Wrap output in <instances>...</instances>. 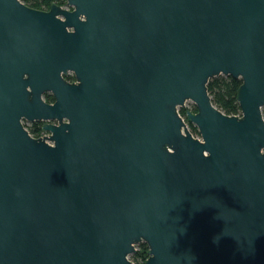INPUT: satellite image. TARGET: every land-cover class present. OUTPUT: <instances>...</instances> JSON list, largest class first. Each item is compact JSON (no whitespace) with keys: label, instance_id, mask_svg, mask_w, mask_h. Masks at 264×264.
Segmentation results:
<instances>
[{"label":"water","instance_id":"obj_1","mask_svg":"<svg viewBox=\"0 0 264 264\" xmlns=\"http://www.w3.org/2000/svg\"><path fill=\"white\" fill-rule=\"evenodd\" d=\"M67 2L0 0V264H264V0Z\"/></svg>","mask_w":264,"mask_h":264},{"label":"trees","instance_id":"obj_2","mask_svg":"<svg viewBox=\"0 0 264 264\" xmlns=\"http://www.w3.org/2000/svg\"><path fill=\"white\" fill-rule=\"evenodd\" d=\"M39 1V0H32ZM48 0H45V2ZM50 1V0H49ZM64 1V0H57ZM241 83L240 78H233L230 75H216L209 78L207 82V91L210 95L212 103L226 114H239L240 108L236 101V93L239 84ZM188 109L180 106L178 108L179 113L186 120V111ZM196 107L194 104L191 105V111H195ZM264 117V113H262ZM189 130L193 133H198L196 127L188 120H186ZM147 245L145 242L137 244V249L134 253H131L129 258L135 264H142L147 257Z\"/></svg>","mask_w":264,"mask_h":264},{"label":"flooded vegetation","instance_id":"obj_3","mask_svg":"<svg viewBox=\"0 0 264 264\" xmlns=\"http://www.w3.org/2000/svg\"><path fill=\"white\" fill-rule=\"evenodd\" d=\"M18 1L21 5H23V7L33 8V9L42 10V11L49 10L52 4L58 5L60 8L67 9V10H71L73 8L72 5L68 4L67 0H64V1H57V0H50L49 1L48 0V2L47 1L45 2V0H39V1L18 0ZM81 15H83V14H79V16H81ZM57 16L61 17L60 14H57ZM66 29L68 31L73 30L72 27H66ZM7 50L9 52V55L13 59V65H16L15 57L18 55V53H17V49H16V45H15L14 41H12L11 47H10V45L5 47V51H7ZM21 58L23 61V66H22L23 67V74H22V76H23V78H25V77H27V73L25 71V52L24 51L22 52V55H20V59ZM17 65H19V63ZM61 76L68 83L78 82V79L76 78L75 72L70 68H67L65 73L63 71H61ZM26 89H29L28 85L26 86ZM40 96H41V99L46 103H52L55 100V95L53 94V92L51 90L42 91ZM20 121H21L23 127L33 137L41 136L42 133L45 134L47 132L45 129H43V124L45 123L46 120H42V119L28 120L24 116H21ZM47 121L54 122V120H47ZM137 244L135 245L136 249H137Z\"/></svg>","mask_w":264,"mask_h":264},{"label":"rangeland","instance_id":"obj_4","mask_svg":"<svg viewBox=\"0 0 264 264\" xmlns=\"http://www.w3.org/2000/svg\"><path fill=\"white\" fill-rule=\"evenodd\" d=\"M219 75H223V74H219ZM192 104H193V103H192L191 101H186L185 104L183 105V107H185V108H187L188 110L191 111V105H192ZM261 110H262V113H264V105L262 106ZM187 126H188V125H187ZM193 134L195 135L196 133L193 132ZM129 257H130V256H129Z\"/></svg>","mask_w":264,"mask_h":264},{"label":"built area","instance_id":"obj_5","mask_svg":"<svg viewBox=\"0 0 264 264\" xmlns=\"http://www.w3.org/2000/svg\"><path fill=\"white\" fill-rule=\"evenodd\" d=\"M47 134H48V132H46L45 134L42 133L41 136H43V135H47ZM195 136L199 137L198 133L195 134Z\"/></svg>","mask_w":264,"mask_h":264}]
</instances>
